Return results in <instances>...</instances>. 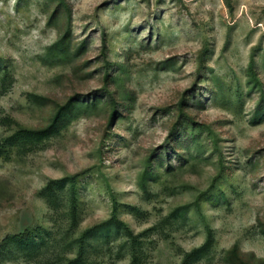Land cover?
<instances>
[{"label": "rangeland", "instance_id": "1", "mask_svg": "<svg viewBox=\"0 0 264 264\" xmlns=\"http://www.w3.org/2000/svg\"><path fill=\"white\" fill-rule=\"evenodd\" d=\"M125 226L264 264V0H0V264H134Z\"/></svg>", "mask_w": 264, "mask_h": 264}, {"label": "trees", "instance_id": "2", "mask_svg": "<svg viewBox=\"0 0 264 264\" xmlns=\"http://www.w3.org/2000/svg\"><path fill=\"white\" fill-rule=\"evenodd\" d=\"M63 117V113L61 110H58V112L54 115L51 123H49L47 126H45L44 128H41V129H34V128H21L19 130L16 131V136H18V133L21 132V135L18 137L20 139H24V141H26V145L23 146V147H27V146H30V145H33V144H36V143H39L41 142L43 139V137L45 135H49V134H52L53 132H57L61 126V123H62V118ZM3 151H8L7 150H3ZM71 179V178H70ZM52 185L51 183L47 184V188H51ZM76 222L75 219H73V222L74 223ZM127 229V232L131 238V242H132V246L134 248V264H136V261L138 259L137 257V254L135 252V245L137 243V240H138V235L134 234L130 228H128V226H125ZM39 234V232H38ZM33 238V232L28 230V231H21V232H18V233H14L12 235H10L8 238H6V241H11V242H16L19 246H23L21 243L27 239H32ZM23 240V241H22ZM34 241V240H33ZM80 254L67 261L66 264H85L84 261L82 260V249L80 248ZM188 256L189 255H192V253H189L187 254ZM185 262H187V256L184 258V260L182 261L181 264H186Z\"/></svg>", "mask_w": 264, "mask_h": 264}]
</instances>
